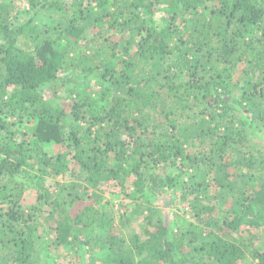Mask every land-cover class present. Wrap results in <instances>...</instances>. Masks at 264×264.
I'll list each match as a JSON object with an SVG mask.
<instances>
[{"label":"trees","instance_id":"16d2710c","mask_svg":"<svg viewBox=\"0 0 264 264\" xmlns=\"http://www.w3.org/2000/svg\"><path fill=\"white\" fill-rule=\"evenodd\" d=\"M9 1L0 264H264V0Z\"/></svg>","mask_w":264,"mask_h":264},{"label":"rangeland","instance_id":"374dc122","mask_svg":"<svg viewBox=\"0 0 264 264\" xmlns=\"http://www.w3.org/2000/svg\"><path fill=\"white\" fill-rule=\"evenodd\" d=\"M7 1H9V0H7ZM12 4L14 5L15 9L18 11H24L23 9H25V7H24L25 3L22 0H12ZM164 8H165L164 6H160V8L158 10L159 12L156 13L157 19H159V17L163 14ZM243 67H244V64L243 65L241 64L240 66L237 67V70L235 71L234 76H233L235 79L240 75L241 69ZM79 81L80 80H77V81H74L75 83L73 82L70 84L71 87H73L77 91L85 88L88 85L92 86V87L95 86V83L93 80L82 81V82H79ZM15 126H17L18 128H20L22 130L28 129L29 134H32V132H33L32 127H34V121L24 118V120H22L21 122L15 123ZM43 147L49 153H53L54 148H56V147H53V145L50 143H43ZM61 178H62L61 175H59L58 177H56L54 179H50L48 177H45L43 179V181H44V184L46 186H48L55 181H61ZM105 189H107V191L103 193V198L108 200L110 202V205L114 209H117V207L121 206V212L124 209L128 210V206H130V205L128 204V206H127L128 200L123 198L122 194H120V195L117 193L113 194L112 189L109 187H107ZM165 194H166V192H165ZM35 196H36V194H35V190H33V188L26 189L24 192V198L22 200V205L29 206V205L33 204L35 201ZM85 200H87V199H85ZM151 202L153 205L159 206L160 208H163L164 202H165V195L162 194L161 199L156 198V197H151ZM79 211H80V208L76 209L74 211L75 213H73V214L76 215V213H78ZM177 211H178V214H181V212H182L178 208H177ZM131 222L133 224V221H131ZM126 228L129 230V229L133 228V225H127ZM124 229H125V227H124ZM93 251L96 252L95 249ZM49 253L50 254H46L45 250H41L40 254H39V257H41L40 261L41 262H48L49 264H80V258H77L74 256V252L72 251V249L70 247L69 248L68 247H60L59 249H57L55 251H51ZM95 255L97 256V252L95 253ZM90 256H91L90 252H84V257L86 260L82 264H91V263H89V257ZM95 264H98V263L95 262Z\"/></svg>","mask_w":264,"mask_h":264}]
</instances>
